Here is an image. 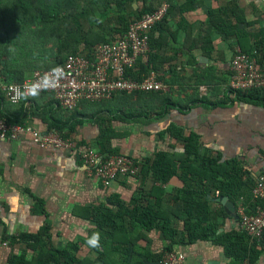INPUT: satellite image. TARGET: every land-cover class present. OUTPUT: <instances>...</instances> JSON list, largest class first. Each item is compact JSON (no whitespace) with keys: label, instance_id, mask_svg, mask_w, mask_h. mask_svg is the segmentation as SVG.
I'll use <instances>...</instances> for the list:
<instances>
[{"label":"crops","instance_id":"crops-1","mask_svg":"<svg viewBox=\"0 0 264 264\" xmlns=\"http://www.w3.org/2000/svg\"><path fill=\"white\" fill-rule=\"evenodd\" d=\"M178 1L177 8L168 14L167 25L172 31L179 28V59L176 60L179 85L175 84L172 90L174 95L179 94L183 108L179 105V112L171 109L164 116L150 119L113 120L115 130L124 135L112 138L111 143L121 154L136 159L150 157L159 150H172L174 138L170 135L161 138L159 134L174 123L185 134H199L204 146L213 149L215 154L221 152L226 159H240L257 178L264 172V106L244 101L231 104L227 89L231 81V60L237 50L252 54L260 49L259 66L264 75V0H196L190 10L185 9L186 0ZM212 11L218 14L217 20L213 19ZM231 11L243 20L237 21ZM226 24H230L227 30L229 28L235 35L227 36L221 32ZM204 38L208 41L206 49L201 43ZM171 45L177 47L175 43ZM159 73L168 77L169 67H162ZM205 73L211 74L213 82H203ZM167 85L170 89L171 85ZM202 97L228 103L210 106L199 100ZM0 98L3 118L26 123L43 132L53 130L49 126L53 117L73 115L83 119L68 138L78 142V146H93L98 150L96 142L103 123L85 112L89 103L82 102L71 112L63 109L54 94L48 91L17 104L8 102L2 94ZM114 100L109 102L114 103ZM140 110L135 108V111ZM176 149L182 151L183 147L177 145ZM142 175L121 176L105 186L99 178L88 173L77 150L41 148L33 143L30 135L22 134L14 140L3 138L0 133V264H5L10 255H19L25 248L24 243H11L7 236L36 234L46 222L51 224L54 246L63 247L80 240L81 257L95 259L96 250L89 248L85 241L96 231L97 223L86 216L85 208L106 205L116 211L118 206L108 202L113 195H118L122 204H128L140 195L144 198L158 184ZM162 186L168 201L183 182L175 176ZM219 195L217 191L212 197V205L227 212L221 232L242 231L239 208L243 204L248 210L251 208L243 198L237 203L230 197L237 207L231 214L226 205L217 200ZM38 199L42 200L44 213L35 210ZM169 204L183 209L180 201H169ZM172 225L178 231L173 250L184 254V264H233V259L218 244L202 240L182 243L186 233L180 217H174ZM138 234L134 244L127 248L128 255L123 249L116 251L108 241L106 246L112 252L110 260L113 264H160L157 257L163 255L169 242L159 228L147 230L141 224L136 225L129 232L114 237L113 244L125 243L130 236L135 239ZM253 264H264V253Z\"/></svg>","mask_w":264,"mask_h":264},{"label":"trees","instance_id":"trees-1","mask_svg":"<svg viewBox=\"0 0 264 264\" xmlns=\"http://www.w3.org/2000/svg\"><path fill=\"white\" fill-rule=\"evenodd\" d=\"M164 2L170 5V14L177 8L179 1L0 0V76L7 82H21L31 78L37 70L51 69L64 63L69 54H89L96 45L113 42L125 35L131 21L155 12ZM195 2L196 0H186L185 9L190 10ZM231 13L237 21L243 20L234 11ZM211 15L215 20L219 17L214 11ZM167 17L168 15L150 32V51L139 58V69L129 70L127 75L137 79L156 71L160 80L171 85L170 89L165 92H123L109 100L87 102L89 105L85 112L103 123L96 142V148L102 154H121L111 141L124 133L115 130L113 120L128 122L132 118L150 119L152 116H164L171 109L179 112V105L182 107L179 94L174 95L172 90L175 84L179 85V64L176 63L179 59V28L172 31L167 25ZM227 27L230 24H226L221 32L227 36L235 35ZM172 43L177 44V47L173 48ZM201 43H204L203 48L206 49L208 41L204 38ZM241 52L247 53L245 50ZM260 52L257 48L256 53H252L258 64L261 62ZM166 65L169 67L168 77L159 73ZM203 76L206 77L203 82H213L211 74L205 73ZM176 89L179 92V87ZM227 91L231 104L244 101L264 106V88L237 90L235 96L230 87ZM112 100L114 103L109 102ZM199 100L210 106L228 103L208 97ZM135 108L142 110L135 111ZM4 119L10 124H26ZM83 121L73 115L57 116L49 120V126L63 138L70 139L68 137ZM159 135L161 138L166 135L174 138L172 150H159L150 157L135 158L141 163L140 175L143 174L144 179L148 176L158 185H154L144 198L143 195L133 197L128 204H122L120 197L113 195L108 202L118 206L116 211L106 205L85 208L86 216L96 221V231L100 233V247L94 249L97 253L95 259L81 257L80 240L69 242L63 247L54 246L52 227L46 222L36 234L7 236L6 239L11 243H24L25 248L19 255H10L5 264H113L110 260L112 252L106 246L108 241L115 246L116 251L123 249L128 255V246L134 244L140 235L135 239L130 236L125 243L116 242L117 244H113V238L140 224L147 230L159 228L169 242L164 253L172 252L178 237V231L172 225L174 217H180L184 222L186 235H183L182 243L210 241L224 247L226 254L233 259V264L255 263L264 253V246L252 242L243 231L221 232L227 212L224 208H214L212 205V197L218 191L219 196L228 195L237 203L243 198L251 208L248 210L249 214L254 213V175L240 159H226L221 152L215 154L213 149L205 147L201 136L196 132L185 134L183 129L172 123ZM177 145H181L183 150L176 149ZM175 176L182 180L183 186L176 190L171 200L166 201L167 193L162 185ZM169 201H180L183 209L179 210L169 204ZM41 204L42 200L38 199L35 210L44 213ZM162 256L157 257L159 263Z\"/></svg>","mask_w":264,"mask_h":264},{"label":"built area","instance_id":"built-area-1","mask_svg":"<svg viewBox=\"0 0 264 264\" xmlns=\"http://www.w3.org/2000/svg\"><path fill=\"white\" fill-rule=\"evenodd\" d=\"M169 8L167 2L162 3L155 12L131 21L125 35L113 42L96 45L89 54H69L64 63L57 65L63 68L65 76L58 87L48 92L54 94L63 109L73 112L82 102L109 100L117 93L169 90V86L158 78L156 71L137 79L127 75L129 70L136 68L139 58L150 51V32L166 18ZM51 69L37 70L31 78L21 82H7L0 76V94L8 102L17 104L12 102V87L22 88L24 84L38 80ZM231 70L229 87L234 91V96L237 90L264 88V75L255 55L238 50L231 60ZM0 133L1 137L14 140L19 139L22 134L30 135L33 143L41 148L77 150L88 173L99 178L105 186L111 185L121 176L137 177L141 174V163L134 157L127 154H102L93 146H78L74 139L63 138L55 130L43 132L27 124H10L0 115ZM252 196L256 202L254 213L249 214L244 204L239 208L241 229L252 242L264 246V172L257 176ZM184 262V254L172 251L163 254L160 264Z\"/></svg>","mask_w":264,"mask_h":264},{"label":"clouds","instance_id":"clouds-1","mask_svg":"<svg viewBox=\"0 0 264 264\" xmlns=\"http://www.w3.org/2000/svg\"><path fill=\"white\" fill-rule=\"evenodd\" d=\"M64 76L65 72L63 68L56 66L38 80L24 84L22 88L20 86H13L11 89L13 92L12 102L19 103L20 101H26L29 97L35 98L39 96L42 91L55 89L59 86L60 80ZM85 243L89 248L98 249L100 247V233L98 231L92 232L91 235L87 236Z\"/></svg>","mask_w":264,"mask_h":264},{"label":"water","instance_id":"water-1","mask_svg":"<svg viewBox=\"0 0 264 264\" xmlns=\"http://www.w3.org/2000/svg\"><path fill=\"white\" fill-rule=\"evenodd\" d=\"M217 200L222 201L226 205L229 213H231V214L233 213L232 210H236V208H237L235 202H233L230 199V196H228V195L220 196L217 198ZM238 217H239V215H238Z\"/></svg>","mask_w":264,"mask_h":264},{"label":"rangeland","instance_id":"rangeland-1","mask_svg":"<svg viewBox=\"0 0 264 264\" xmlns=\"http://www.w3.org/2000/svg\"><path fill=\"white\" fill-rule=\"evenodd\" d=\"M168 91V90H167Z\"/></svg>","mask_w":264,"mask_h":264}]
</instances>
